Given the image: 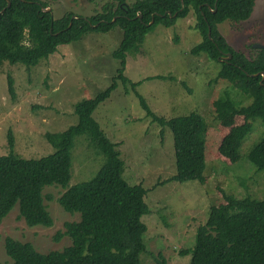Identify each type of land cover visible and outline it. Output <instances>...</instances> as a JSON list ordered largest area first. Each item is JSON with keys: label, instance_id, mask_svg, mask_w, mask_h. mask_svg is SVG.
<instances>
[{"label": "rangeland", "instance_id": "1", "mask_svg": "<svg viewBox=\"0 0 264 264\" xmlns=\"http://www.w3.org/2000/svg\"><path fill=\"white\" fill-rule=\"evenodd\" d=\"M39 1L48 6L54 19L67 14L88 18L101 13L106 4H118L116 0ZM134 2L124 0L125 5ZM194 25L195 15L190 12L170 28L156 27L146 36L140 52L127 56L123 75L128 83L117 81L110 97L92 114L106 137L117 144L125 181L148 190L145 202L149 215L141 218L147 227V253L140 264H154L151 255L157 254H162L167 264H188L190 256L181 252L193 249L195 231L206 222L210 207L224 203L222 192L264 201V169L257 153V146L264 140V121L253 122L238 150V161L230 163L219 155L218 146L243 120L234 117L218 121L212 107L217 100H228L236 108L248 106L254 99V89L244 80L218 78V63L203 54H190L201 40ZM217 29L231 48L251 56L250 46H264V0L256 1L247 21L225 22ZM121 40L122 31L115 28L106 34L89 33L79 42L59 47L35 67L4 62L0 68V155L9 153L8 134L13 138L14 154L21 159L53 154L45 134L75 125V106L111 84L119 68L111 54ZM8 77L13 80V96L8 92ZM135 83L139 84L132 89ZM136 94L152 113L165 120L191 113L202 118L206 127L202 183L167 182L175 175L172 134L165 128L160 136V126L146 117ZM71 162L68 187L91 180L103 157L84 135L74 139ZM63 192L59 186L43 189L44 205L53 221L50 228L28 227L18 219L17 207L0 221V264H11L4 251L6 237L29 243L41 254L70 245L67 237L54 240L57 232H64V224L79 221L78 214L71 215L58 204Z\"/></svg>", "mask_w": 264, "mask_h": 264}, {"label": "trees", "instance_id": "2", "mask_svg": "<svg viewBox=\"0 0 264 264\" xmlns=\"http://www.w3.org/2000/svg\"><path fill=\"white\" fill-rule=\"evenodd\" d=\"M116 1L115 7L106 4L101 13L92 17L67 14L54 19L51 11H44L48 6L39 0H0V68L4 62L35 67L59 47L79 42L89 33L106 34L115 28L122 31V40L111 54L119 62L116 77L105 90L75 106V125L45 134L53 154L21 159L14 154L13 138L8 134L9 153L0 155V221L17 207L18 219L28 227L50 228L53 221L42 192L51 186L64 190L58 199L60 207L79 215V221L66 223L64 232H57L55 241L62 237L70 240V245L61 251L41 254L29 243L6 237L4 251L11 264H140L147 253V227L141 218L149 215L145 202L148 190L125 181L117 144L106 137L92 114L110 97L117 81L128 83L123 75L126 58L140 52L146 36L156 27L170 28L193 12V29L201 40L190 54H203L218 63V78L244 80L254 89V99L248 106L236 108L228 100L212 103L218 121L234 117L243 120L222 138L218 146L221 157L237 162L238 150L253 122L264 121V46H250L253 54L248 57L231 48L217 29L225 22L239 24L250 19L257 0H135L131 5ZM138 84H132V89ZM7 85L13 96L11 77ZM136 95L146 117L160 126V136L165 128L172 134L175 175L167 182L202 183L206 166V127L202 118L191 113L165 120L152 113L144 99ZM84 135L103 157V164L91 180L68 187L74 139ZM257 153L264 169V140L257 146ZM222 197L224 203L211 206L206 222L196 229L193 249L181 255L190 256L188 264H264V201L236 198L224 192ZM151 256L154 264H167L162 254Z\"/></svg>", "mask_w": 264, "mask_h": 264}, {"label": "water", "instance_id": "3", "mask_svg": "<svg viewBox=\"0 0 264 264\" xmlns=\"http://www.w3.org/2000/svg\"><path fill=\"white\" fill-rule=\"evenodd\" d=\"M44 11H50V10L47 8V9H44ZM251 47H252V49H261L263 46L262 45H258V44H253Z\"/></svg>", "mask_w": 264, "mask_h": 264}, {"label": "flooded vegetation", "instance_id": "4", "mask_svg": "<svg viewBox=\"0 0 264 264\" xmlns=\"http://www.w3.org/2000/svg\"><path fill=\"white\" fill-rule=\"evenodd\" d=\"M114 21V20H113Z\"/></svg>", "mask_w": 264, "mask_h": 264}]
</instances>
